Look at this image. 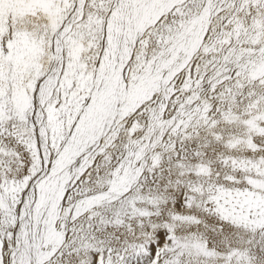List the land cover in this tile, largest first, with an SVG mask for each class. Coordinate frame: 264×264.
<instances>
[{"label": "snow or ice", "instance_id": "snow-or-ice-1", "mask_svg": "<svg viewBox=\"0 0 264 264\" xmlns=\"http://www.w3.org/2000/svg\"><path fill=\"white\" fill-rule=\"evenodd\" d=\"M0 264H264V0H0Z\"/></svg>", "mask_w": 264, "mask_h": 264}]
</instances>
